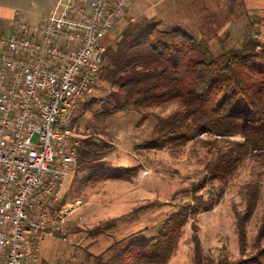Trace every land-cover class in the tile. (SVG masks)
<instances>
[{"label":"trees","instance_id":"16d2710c","mask_svg":"<svg viewBox=\"0 0 264 264\" xmlns=\"http://www.w3.org/2000/svg\"><path fill=\"white\" fill-rule=\"evenodd\" d=\"M106 58L108 64L100 73V78L112 88L102 106L106 116L134 110L147 117L150 110L177 104L169 115L158 118L151 145L178 148L205 134L237 138L229 153L222 150L217 160L207 166L212 178H225L250 151H264V42L259 38L248 37L241 47L217 56L205 39L182 30H164L156 18H143L125 28L117 45L108 49ZM95 103L99 102L95 99L86 109ZM80 106L75 124L81 114ZM115 150L96 134L87 136L81 139L77 151L78 168L96 165L90 177L98 181L128 180L130 169H114L107 162ZM204 184L195 183L192 190L185 191L193 194V202L177 205L157 233L146 228L118 240L96 257L95 264H168L195 214L197 207L193 203L207 208L204 197L198 195ZM258 200V194L252 191L248 194L247 213L238 215L240 259L224 258L220 264H264V226L254 245L256 252L247 253L246 223L253 216ZM167 205L159 200L144 204L130 214L90 229L88 237L111 234L131 216ZM192 228L194 263L204 264L198 225L193 222ZM69 232L82 231L69 229ZM55 234L62 235L60 231Z\"/></svg>","mask_w":264,"mask_h":264},{"label":"rangeland","instance_id":"374dc122","mask_svg":"<svg viewBox=\"0 0 264 264\" xmlns=\"http://www.w3.org/2000/svg\"><path fill=\"white\" fill-rule=\"evenodd\" d=\"M57 1L0 0V16L6 12L9 15L15 14V18L32 28L51 15ZM155 2L131 0L126 16L112 31L113 48L129 24L138 23L143 18L160 20V15L153 16L154 10L160 13ZM108 40L109 38L103 42L106 44ZM243 40L246 39H229L222 35L220 38L208 37L206 41H210L214 54L219 55L221 43L228 49H237L242 46ZM101 81L99 91L81 103V114L76 121L77 133L81 139L96 134L98 139L111 143L116 150L108 157L107 162L114 169H130L131 178L98 181L90 177L96 165L78 168L74 177L70 176L66 181L59 210L53 214V223L57 226L61 224L67 237L75 238L77 235V238L82 239V254L101 253L108 243L122 240L146 228L157 233L177 205L193 200V194L185 191L192 190L195 183L204 182L198 195L204 197L207 208L193 203L197 207L195 214L168 264H195L193 222L198 225L197 233L201 239L204 264H220L224 258L231 261L240 259L238 215L247 213L248 194L252 191L258 194L259 200L253 216L246 223V233L247 253L254 254L257 236L264 226V151H250L225 178H212L207 166L217 160L222 150L229 153L237 138L205 134L199 140L178 148L151 145L158 118L169 115L177 108V104L150 110L147 117L134 110L106 116L102 106L112 88L104 80ZM95 99L99 103L87 110V105ZM254 185L258 188L253 187ZM156 200L168 205L139 216H131L121 222L113 233L102 237L100 243L90 250L94 245L92 240L87 239L90 229L112 218L130 214L138 207ZM69 229H81L82 232L70 233ZM262 243L264 245V239Z\"/></svg>","mask_w":264,"mask_h":264},{"label":"built area","instance_id":"2783aa9c","mask_svg":"<svg viewBox=\"0 0 264 264\" xmlns=\"http://www.w3.org/2000/svg\"><path fill=\"white\" fill-rule=\"evenodd\" d=\"M131 0H58L32 28L0 16V264H39L79 167L80 104L101 88L102 44Z\"/></svg>","mask_w":264,"mask_h":264},{"label":"crops","instance_id":"0c3cea01","mask_svg":"<svg viewBox=\"0 0 264 264\" xmlns=\"http://www.w3.org/2000/svg\"><path fill=\"white\" fill-rule=\"evenodd\" d=\"M154 2L160 8V13L154 10L153 16L160 15V27L164 30H182L205 40L208 37L220 38L223 35L229 39L255 37L264 42V0H154ZM14 15L6 12L1 17L10 20L15 18ZM112 35L114 34L111 32L105 38H109L106 44L103 42L105 39L102 40L107 52L114 46ZM208 43L211 45L210 41ZM225 50L232 49L221 43L219 55ZM59 205L54 213L59 210ZM62 236L55 232L48 233L38 252L39 264H95L96 257L105 253L114 244V241L108 243L104 252L84 255L80 248L82 239L75 235V238L69 236L68 240H65ZM104 236L106 235L97 238L87 237L94 244L90 250L94 249Z\"/></svg>","mask_w":264,"mask_h":264}]
</instances>
